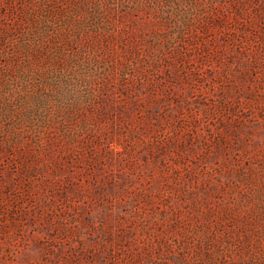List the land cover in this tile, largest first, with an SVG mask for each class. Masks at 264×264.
<instances>
[{
  "label": "rangeland",
  "instance_id": "rangeland-1",
  "mask_svg": "<svg viewBox=\"0 0 264 264\" xmlns=\"http://www.w3.org/2000/svg\"><path fill=\"white\" fill-rule=\"evenodd\" d=\"M0 264H264V0H0Z\"/></svg>",
  "mask_w": 264,
  "mask_h": 264
}]
</instances>
